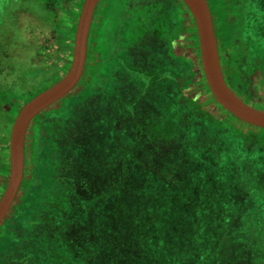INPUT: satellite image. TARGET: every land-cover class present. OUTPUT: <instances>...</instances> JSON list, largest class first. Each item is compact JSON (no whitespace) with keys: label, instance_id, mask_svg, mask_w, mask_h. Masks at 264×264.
I'll return each mask as SVG.
<instances>
[{"label":"rangeland","instance_id":"1","mask_svg":"<svg viewBox=\"0 0 264 264\" xmlns=\"http://www.w3.org/2000/svg\"><path fill=\"white\" fill-rule=\"evenodd\" d=\"M118 2L119 0L98 1L90 25L85 77L79 80L69 94L52 105L53 111L58 112L56 116L58 120L51 119L46 122L47 126L40 125L39 131H37V125L34 128V122L29 124L25 132L24 151L27 159L31 156L29 160L26 159L25 174H28L31 165L34 172V165L37 164L39 168L36 174L38 175L43 162L40 138L44 139L47 134L51 136L56 133L54 139L57 144L56 138L62 136V139L77 141L85 150L83 172L85 174L91 172L90 177L105 173L115 174L114 166L117 163L128 167L125 187L118 192L119 197H116V186L108 192L104 185L98 184V180L97 183L93 180L94 185L99 187L102 185V189L97 187L96 190V193L101 195L96 200L97 205L83 213L79 206L64 208L67 207L64 203L51 198L48 202L52 206L51 211H55L56 204L61 206L62 210H66L63 212L62 220L55 224V227L63 226L66 229V235L69 233L66 238L69 242L68 247H64L65 241L56 232L55 235L50 236L51 234H45L46 230H43L45 228L42 226L38 228L40 218L37 215L34 216L33 213L26 216L16 214L15 211L13 214L16 216L15 220L24 231L20 232L22 236L18 244L19 248L12 251L7 248L9 255L5 254L7 256L5 258L2 255L4 264H9L10 260L14 261V264H26L32 259L36 260L33 264H70V257L78 261L73 264H264V129L232 119L230 114L208 98L200 86L202 73L198 48L195 49L197 40L192 36L184 35L182 28L184 22L178 28V38L170 45L171 65L181 74L182 65L177 62L179 56L190 57L194 63L195 77L191 85L182 93L192 99L198 108L214 116L218 121H222L223 124L218 126L223 132L213 133V130L208 129L210 133L201 136L197 122L192 119L188 120L189 124L185 122L183 128L182 125L173 124L166 119L167 107H163V101L166 98L164 96L166 81L174 78L175 89L179 88L181 83L170 76L169 71L160 67H150L144 75L139 72H143L144 68L134 69L126 62L120 63L121 59L115 56L111 59L112 62L119 63V67L121 65L122 69L128 72L129 77L136 78L140 92L138 98L142 99L143 96L149 98L160 110L159 114L163 111L164 114L161 116L157 115L158 110L155 111L158 118L151 115L153 108L146 100L142 99L143 104L134 107L133 89L126 93H117L114 89L110 91L109 81L112 82L114 76L112 62L109 59L113 54V49L110 48L112 45L110 39L113 34L110 39H107L106 32L108 24L116 22ZM81 3L82 0H75L71 7L70 0H55L51 3L50 9L55 17L54 26L59 31L60 38L70 40V54L66 56L61 75H56L44 84L32 86V81L26 84L25 91L28 90V92L23 93L17 107L6 109L9 119L8 132L20 107L31 97L58 81L67 70L73 32ZM254 4L255 1L251 0L248 8L244 9L245 22L238 34L241 48L237 41L231 46L222 45L221 34L216 27L217 17L213 14L214 12L212 13L211 4L208 8L211 12L219 68L226 86L243 103L255 109L264 110L263 72L253 69L248 75L247 84L242 87L231 82L222 71L230 57L240 53L243 56L241 55L242 59L239 60L237 69L244 72L252 64L255 53L251 51L260 47L262 38L260 34L264 32V26H262L264 20L261 19V14L257 13L260 8ZM68 7L71 9L69 10ZM68 17L72 18L70 27L67 26ZM129 27L132 26H125L123 35H127L130 41L134 38V33L126 29ZM167 27V23L151 25L153 33L162 39L163 46L164 39L168 40L167 32L173 31L174 34L176 24L171 20L170 30ZM6 29V32L0 36V66L6 62L14 63L17 55L22 52L18 36L12 32L13 27ZM96 30L97 35H94ZM52 41L54 40L50 42ZM46 44L47 48L37 53L45 57L44 66L47 67L53 48L51 44ZM174 58L177 60L174 61ZM93 65L96 66V78H94L97 85L88 86L89 89L84 97L80 87L89 78L88 71L90 72ZM97 78L104 79L99 83ZM171 93H174L173 88ZM67 104L70 106L66 110L61 109ZM72 108L76 111L74 114L71 112ZM44 113L46 112L43 111L37 115L33 121L36 124L41 122ZM34 129L35 135L32 142L31 136ZM232 130L238 133V137L241 136L244 139L248 135L257 142L253 144L251 141H246L243 146L247 150L245 148L244 150L240 148L239 143L242 139L232 137ZM184 139L186 141H183ZM177 142H180V146L175 151L165 154L157 163L153 164L149 161V155L156 147L148 151L145 145L158 146L161 143L159 147L165 148L168 143L176 145ZM7 145L8 133L7 141L1 144L0 150V195L8 172ZM139 146L142 148L138 149ZM159 147L158 150L161 152L162 149ZM138 152L143 153L144 156L142 167H139L137 162L138 158L142 157ZM178 157L180 161L176 163ZM47 164L50 169L56 167L50 158L47 159ZM168 166L173 169L172 175L167 173ZM237 171L242 175L237 176L239 174ZM86 175L88 176V173ZM172 177L174 183L168 181ZM99 182L101 183L102 180L99 179ZM24 183L26 182L21 185L10 207L12 212ZM112 191L113 193H110ZM112 208L113 212L105 213ZM44 209L49 210L47 207L41 208L42 212ZM96 212L100 216L95 215ZM56 218L57 216L54 219L57 220ZM5 220L6 217L0 223V232L2 231L3 236ZM82 224L89 226L87 230L89 232L85 228L82 231L78 230L83 227ZM37 228L38 235L34 232ZM75 230L76 233L80 232L76 235L77 238L71 235ZM28 237L31 238L30 241ZM73 237H75L74 240H72ZM34 240L41 245L42 251H39L42 253L35 249L33 251V248L31 249L28 245L32 243L34 246ZM4 243L8 244L6 241ZM89 246H92L90 250L94 252L93 258L86 252ZM225 252L229 254L226 255ZM105 253H108L111 260L106 261Z\"/></svg>","mask_w":264,"mask_h":264},{"label":"trees","instance_id":"2","mask_svg":"<svg viewBox=\"0 0 264 264\" xmlns=\"http://www.w3.org/2000/svg\"><path fill=\"white\" fill-rule=\"evenodd\" d=\"M53 1L55 0H0V36H2L6 32L7 27L8 28L13 27L12 32H14L18 36V40L22 51L20 54L17 55V59L15 60L14 63L6 62L1 64L0 66L1 68L0 70L2 71V73L0 71L1 73L0 75L1 78L0 80V150H1V144L7 141L9 119L6 115V109L8 107H17L18 103L22 98L23 93L28 92V90L25 91L26 84L30 83L31 81H32L31 82L32 86H34V84L35 85L44 84L45 82L50 81V79L56 77V75L60 74L61 70L65 66L66 56L70 54V46H71L70 40L67 38L66 39L60 38V33L54 26L55 17L53 11L50 9V5ZM74 1L75 0H70V5H69L70 7L74 4ZM250 1L251 0H209V1L206 0L208 6L209 4H211L212 13L214 12L213 14H215L217 17L216 27H218L219 33L221 34L220 39L223 46L234 45V43L237 41V43L241 48V43H239L238 34L245 22L244 9L248 8ZM254 1H255L254 6L256 5L259 6L260 8L257 11V13L261 14V19L264 20L263 0H254ZM70 7H68L69 10L71 9ZM146 7L148 9L147 17L148 20L150 21V25L155 23L158 24L159 23L158 21L162 20L163 24L167 23L168 26L167 28L168 30H170L171 20H173V22L176 24L174 34L173 31L167 32L166 29V32L168 34V40L166 38L164 39L165 41L164 46L162 45V48L159 49L158 51L157 50L151 51V54L153 55L152 57H155L156 53L160 55L157 56L155 60H153L152 58L151 59L152 63H150L149 66L145 67L143 69L144 71L142 70L143 72L139 71L141 74H143L145 71H148L150 67H157V68L160 67L166 71H169L168 74H171L170 76L175 77L181 83L179 88L175 89L176 83H174V78H171L168 81H166V85L164 86V92H165L164 96H166V98L163 101L164 102L163 107L164 108L167 107L166 119L173 124L182 125V128L185 122L189 124L190 122L188 120L192 119L194 122H197V125L199 126L198 132L202 133L201 136H206L207 133H210L209 130H213V133L214 132L218 133L220 131L223 132L222 129L218 126L220 124H223L222 121H218L214 116L209 115V113L198 108V106L194 103L192 99L187 98L182 93L185 89L189 87V85H191V81L195 77L194 63L190 59V57L179 56L178 58L179 60L177 62L180 65H182L181 74L176 72L174 67H172L171 65L172 59L171 56L169 55L170 45L172 44L173 40H176L178 38L179 35L178 28L182 22H184L182 26L184 35H186V37L192 36V38L194 39L196 38L194 26L191 17L188 14L187 9L180 0H166L165 5L163 6L162 5L156 6V4H150ZM163 8H165V11H163ZM70 14L71 13H69V15ZM186 15L188 16L187 18ZM156 16H158L161 19H158L157 21ZM72 18H73V14H72ZM72 18L68 17V23H67L68 27H70L72 24ZM8 24L10 25L8 26ZM95 34L97 35V30L94 33V35ZM47 35L48 37H46ZM260 37H262L259 43L260 47L257 50L253 49L251 51V53H255V55L252 58L251 61L252 64H250V67L247 70L242 72L239 68L237 69V64L239 60L242 59L241 55L243 56V54L241 53L237 56H231L230 59L228 60V63L224 65L222 69L224 75H226L227 78L234 84L242 85V87H244L248 82L247 79L248 75L251 73L253 69L260 70L261 72L264 73V32L260 34ZM51 40L54 41L50 42ZM46 43L51 44L52 45L51 47L53 48L52 53H50L49 55V65L47 67L44 66L45 57L40 56L37 53L39 50L42 49L44 50L47 48ZM195 49L197 50L196 46ZM135 50H137V47L135 48ZM96 51L100 52L98 50ZM195 52H196L195 54H197V51ZM110 56L111 57L109 58L108 56V58L111 60L112 55ZM176 60L177 59L174 58V61ZM94 77L96 78L95 65H93L90 70V76H89L90 81L88 82V84L84 86L82 85L80 87V91L81 93H83L84 97L89 89L88 86L97 85ZM131 78H133V76L130 77V82L133 79L136 80V78H133L132 80ZM200 78L202 82L200 86L203 88L204 92H206L208 98L213 103H215V101L213 100V98L211 97V95L207 90L203 76L201 75ZM137 82H138L137 80L133 82L135 85L133 87V91L135 92L133 93L134 107L138 105H142L143 101L146 100L147 103L148 104L150 103V106L153 108L150 113L151 115L153 114L156 116L154 118H158L159 116L157 115L161 116V114H164L163 111H161V114H159L160 110H158V107L153 105V101H151L149 98L143 96L142 97L143 101L142 99L138 98L140 92ZM172 88L174 89V93H171ZM70 104H67L65 107H62L61 109L66 110L70 106ZM215 104L217 105V103ZM217 106L221 108L219 105ZM53 110L54 107L51 106L44 111L46 113L42 115L43 116L42 121L37 123V131L40 130V125L41 126L46 125V122L51 121V119L56 120L58 118L56 117L58 116V112L57 111L54 112ZM71 112L74 114L76 111L74 108H72ZM229 116L232 119L236 120L231 115ZM37 134L38 132L36 133V135ZM237 134L238 133L232 130V137H234L235 139H240L241 136L238 137ZM34 135H35V129H34ZM46 136L47 137L44 138L45 140L43 138L42 139L40 138V142H41L40 149L42 150L41 154L43 157V162L41 164L42 167L40 166L41 171L39 172L38 175L36 174V172L38 171L39 166H37V164L34 165V172L36 174L35 176L37 177V180L39 182V185H34V196L32 194V196L34 197V211H35L34 216L41 210L39 209V207L43 206L44 208H46L48 206L50 208L51 205H49L48 202L51 201V198H56L57 201L64 203L65 206H67L64 208H72L73 206H79L82 208V210H80L81 213H83L84 211L88 212V209H90V207H94L95 205H97L96 200L101 195L96 193L97 187H99V185H65V187L68 188L70 187L68 190L64 189V185H47L50 182L49 175L47 174L49 172H47L46 170H42L43 167H45V169L47 168L48 171L50 170L48 164L46 165L47 159L50 158L51 160H53V163L55 165L67 163V161H70V164H68L67 166H69L72 172L75 171V173L77 174L76 171H78V173L85 175V173L83 172V167H85V157H86L85 150L82 147H80V144H78L77 141H74L76 142L74 143L70 139H64V138L62 139V136L56 138L59 144L58 145L54 139L56 137V133L53 135L51 134V136L47 134ZM50 137L51 139H48ZM241 139L242 140L239 141V143H240V148L242 149L245 148L243 145L246 141H251L253 144L257 142L251 139V137L248 135L244 137V139L243 138ZM183 141H186V139H184ZM134 145L136 146L137 143H135ZM160 145L161 143L158 146L145 145V148L148 151H152V149L156 147L154 152L151 153V155H149L150 157L149 161L153 164L161 160L165 154L168 155L169 153L175 151L180 146V142L179 143L177 142L176 145L172 143L170 145L168 143L167 147L163 145V147L165 148L159 147ZM158 147L163 151L161 150L160 152L158 150ZM140 148H142V146H139L138 149ZM139 154L142 157L138 158L137 162L139 164V167H142L144 164V156L143 153L141 152ZM179 161L180 159L178 157L175 162L179 163ZM116 166H114V172L116 170V173L115 174L112 173L111 175L105 173V174H100L101 176L95 175L93 177H90L89 175L91 172L90 173L87 172V173H88V177H90L92 180H96V181L98 180V184L104 185V188H107L108 192L116 186L117 191L115 190L116 192L115 196L119 197L120 193L118 192L122 191L125 187L124 183H125V179L128 177V167H125L123 166V164L121 165L118 163ZM154 168L155 166L153 167V169ZM167 173L172 175L173 173L172 167L168 166ZM237 173H239L237 174V176L242 175L241 172L237 171ZM99 179L102 180L101 183L99 182ZM236 179H238V177H236ZM168 181L174 183L173 177L170 178V180ZM102 185H100L99 189H102ZM53 186H54V191L48 189V187L52 188ZM29 188H32V186L30 185ZM73 188L79 190L78 193H75L74 190H72ZM53 192H55L54 195ZM64 192L67 193L70 192L69 195L71 196V203L69 201H66V199H64L65 196L64 197L61 196ZM81 192H83V194H81ZM110 193H113V191ZM47 198H50V200L47 201L46 200ZM110 198L111 197H109V199ZM30 200L28 198L29 203L28 202H27L28 204L25 203L26 206L24 208L17 209L16 214H21L20 212H22V210L23 213L29 214L30 208L32 206V200L31 202ZM91 200H93V202L90 203L89 201ZM67 203L71 205H66ZM253 204L255 205V203ZM55 207L57 206L55 205ZM16 208H14V211L10 216V219L14 218V220L10 223V225H8V227H4L2 229L4 230V236L2 231L0 232V264H4V258L7 257L5 256V254H7V248H10L11 251L16 250V248H19L18 244L20 242L19 239L20 232L19 230H16L18 227V222L17 220H15L16 216L13 215ZM109 212H113V208L112 210H108L107 212L105 211L106 214H108ZM40 213L43 214V212ZM97 213L98 212H96L95 215H97ZM82 226H83L82 228L78 229L79 231L84 230L83 228H85L86 231L89 230V226L87 224H82ZM34 232L35 234L38 235L39 234L38 228ZM30 239L31 238L28 237L29 241ZM4 241H6L8 244L5 243L3 244ZM31 242L33 243V241ZM32 243L28 244L31 249L33 248L32 250L35 249L38 252H40L39 250L42 251V248H40L41 246L40 244L35 243V240H34V246ZM91 247L92 246H89V250H86V252L90 253L91 258H93L92 253L94 252L90 250ZM36 254L38 255V253ZM225 254L227 255L229 253L225 252ZM2 255H4V258ZM104 255L106 261L111 260L108 253H105ZM38 256H40V254ZM69 260H70V264L78 262L73 257H70ZM28 261L27 263L29 264ZM35 261L36 260H34V262ZM41 261L44 262V260ZM9 264H14V261L10 260Z\"/></svg>","mask_w":264,"mask_h":264},{"label":"water","instance_id":"3","mask_svg":"<svg viewBox=\"0 0 264 264\" xmlns=\"http://www.w3.org/2000/svg\"><path fill=\"white\" fill-rule=\"evenodd\" d=\"M192 18L201 73L213 100L236 120L264 129V110L255 109L239 100L226 86L219 68L216 42L206 0H180ZM98 0H82L75 24L72 49L63 76L27 100L18 110L8 132V172L0 195V223L8 213L23 175L24 136L31 121L71 92L82 77L87 39L93 11Z\"/></svg>","mask_w":264,"mask_h":264},{"label":"flooded vegetation","instance_id":"4","mask_svg":"<svg viewBox=\"0 0 264 264\" xmlns=\"http://www.w3.org/2000/svg\"><path fill=\"white\" fill-rule=\"evenodd\" d=\"M165 3H166V0H119L118 4L116 5V7H118V13L115 14L116 22H114V23L110 22L108 24L109 27L107 28V32H106L108 34L107 39H110L111 34H113L111 36V39H110L112 41V43L110 42L112 44L110 48L113 49L112 57L115 56L116 58L121 59L120 63H122V64L126 62L128 66L131 65L135 69L136 68L142 69V68L149 66L150 63H152V60H151L152 58H153V60H155V58L160 55V54L156 53L155 57H152L153 55L151 54V51H155V50L158 51L159 49L162 48V39L157 37V35L155 33H153L152 28L150 27L151 26L150 21L148 20V17H147L148 9L146 6H148L150 4H156V6H160V5L163 6V5H165ZM121 6L124 7V10H122ZM210 15H211V12H210ZM158 19H161V18L156 16L157 21H158ZM92 20H93V16H92ZM154 22H155V20H154ZM158 22H159L158 25L163 23L162 20H160ZM91 23H92V21H91ZM128 25H131L132 27H129L130 29L129 28H126V29L131 30V33H134V38H132V40H130V41H129V38L127 37V35H123L125 26H128ZM89 32H90V28H89ZM88 38H89V33H88ZM136 47H137V50H135ZM87 51H88V39H87ZM86 58H87V52H86ZM86 58H85V64H86ZM111 62H112V60H111ZM85 64H84L83 74H82V77L80 80H83V78L85 77V73H86L85 72ZM112 66L114 69V71H113L114 76L112 77L113 78L112 82L109 81V84H111L110 85V88H111L110 91H112V89H114L117 93L118 92L126 93V92H129L131 89H133V87L135 86L133 82H135L136 80L134 81V79H133L130 82V77H129L128 72L123 70L121 65L119 67V63L112 62ZM88 73L90 76L89 71H88ZM97 79H98V82L100 83V82H102V79H104V78H100V79L97 78ZM89 81H90V78H88L87 81L85 83H83V86L88 84ZM100 88H101V85H100ZM100 94H102V92ZM33 122H34V128H35L37 124L35 123V121L32 120L31 123H33ZM33 132L34 131H32V136H31L32 142L34 141V133ZM24 148H25V136H24V146H23V175H22V180H21V183H20V186L18 188L17 193L19 192L21 185H23V182H26V183H24L25 185H24L18 199L16 200L17 203H16L15 208L17 206H19V207H17L15 209V211L17 209L24 208L26 206V204L29 203L28 202V198H29V200L30 199L32 200V206L30 208L29 214L23 213V210H22V212H20L21 214L28 216V215H31L35 212L34 211V197H33L34 196V185H39V182L37 180V177L35 176L36 175L35 172H33V166L32 165H31V167H29L28 174L27 175L25 174L26 159L27 158L25 155ZM30 157L28 156L27 160H29ZM68 164H70V161H67V163L56 165L55 169L51 168L49 171L47 168L45 169V167H43L42 170H46L47 172H51L50 174H48L49 178H50V182L47 185H64V189H67V190L70 187L69 188L65 187V185H94V183L92 182L93 180L90 177H88L86 174L83 175L81 173H78V171H76L77 174L75 173V171L72 172V170H70L69 166H67ZM52 170H53V172H52ZM26 176H27V178H26ZM94 181L97 183L96 180H94ZM30 185L32 186V188H29ZM48 189L54 191V186L52 188L48 187ZM72 190H74L75 193H78V191H79L76 188H73ZM83 192H81V194H83ZM17 193H16V195H17ZM32 193H33V196H32ZM54 193L55 192H53V195H54ZM66 193L67 192H64L61 196H63V197L65 196L64 199H66V201H69L71 203V196L69 195L70 192H68L67 194ZM31 200H30V202H31ZM13 201H15V198ZM49 205H50V203H49ZM67 205H71V204L67 203ZM56 206H58V207H56L54 209L55 211H51L52 206L50 208L47 206V208H49V210L47 209V211H46L44 209L43 214L40 213V212H42V210H40L37 214H35V216L37 215V217L40 218L39 223H38V228H40L42 226L43 228H45L43 230H46L45 234L46 235L51 234L50 236L55 235V232H56L57 235L62 237L63 240L65 241L66 244H64V247H68L67 245L69 242L66 238H67L69 233L66 235V229L63 226H62V228L55 227V224H57L58 222H60V220H62L61 217L63 216V212H65L66 210L65 211L62 210L61 209L62 207L57 205V204H56ZM42 207H39V209H41ZM9 211H10V209H9ZM9 211L5 216L6 217V220H5L6 223H5L4 227H8V225H10V223L13 221L12 219H10V216L12 215V210L10 212ZM56 211H58L56 213V215H53L54 212H56ZM48 214H49V216H48ZM55 216H57V218H56L57 220L54 219ZM48 222H51L52 224L50 225ZM16 224H17V222H16ZM16 230H19V232L24 231V229L22 227H20V224H18V227ZM79 233H76V230H75V232L71 235H73V236L75 235V237L77 238L76 235H79ZM57 235L55 237H57ZM21 236H22V233H20V237H19L20 240H21ZM75 237H73L72 240H74ZM28 262H29V264L30 263L33 264L34 260L32 259Z\"/></svg>","mask_w":264,"mask_h":264}]
</instances>
